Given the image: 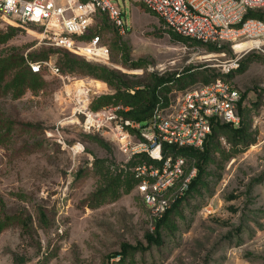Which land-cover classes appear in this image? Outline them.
Instances as JSON below:
<instances>
[{
  "label": "rangeland",
  "instance_id": "obj_1",
  "mask_svg": "<svg viewBox=\"0 0 264 264\" xmlns=\"http://www.w3.org/2000/svg\"><path fill=\"white\" fill-rule=\"evenodd\" d=\"M113 1L131 30L120 35L98 20L92 32L111 42V62L90 63L131 80H149L161 67L185 72V86L170 89L168 104L186 88L213 80L220 62L248 44L225 42L215 45L219 49L168 29L141 0ZM28 28L0 42V57L26 59L15 87L20 96L0 97V264H264V53L244 50L241 66L230 74L243 93L246 138L211 137L198 184L172 205L158 235L160 219H153L137 187L134 167L141 159L107 135L84 132L67 96L86 80L102 89L96 97L116 87L65 71L59 57L66 51ZM34 56L53 59L61 76L31 73ZM107 168L111 178L105 180ZM147 233L160 243H149Z\"/></svg>",
  "mask_w": 264,
  "mask_h": 264
},
{
  "label": "built area",
  "instance_id": "obj_2",
  "mask_svg": "<svg viewBox=\"0 0 264 264\" xmlns=\"http://www.w3.org/2000/svg\"><path fill=\"white\" fill-rule=\"evenodd\" d=\"M141 1L168 29L184 37L217 46L248 43L238 56L220 62L218 76L210 82L186 88L170 104L160 94L155 110L144 122L126 116L129 106L94 108V98L102 89L89 80L73 94L67 92L84 132L107 135L129 157L141 159L134 167L137 187L153 219L158 220L186 195L198 173L196 165L175 155L171 147L202 148L216 120L234 127L242 123L239 107L243 93L230 74L241 66L244 50L256 48L264 53V20L247 16L251 9L264 7V0ZM99 12L108 15L120 35L131 30L113 0H0V29L13 26L31 31L28 27L32 26L56 48L87 61L109 64L112 50L107 42L98 34L85 38ZM29 65L33 72L46 70L61 76V68L51 58L30 61ZM158 69L164 73L165 67ZM175 74L180 77L182 72ZM64 123L60 121L57 130Z\"/></svg>",
  "mask_w": 264,
  "mask_h": 264
},
{
  "label": "trees",
  "instance_id": "obj_3",
  "mask_svg": "<svg viewBox=\"0 0 264 264\" xmlns=\"http://www.w3.org/2000/svg\"><path fill=\"white\" fill-rule=\"evenodd\" d=\"M247 16L251 17H257L264 20V12L258 9H251ZM105 20L107 22V27L110 31L114 33H118L116 27L114 24L110 21L108 15L106 13L99 12L94 24L100 20ZM105 22V23H106ZM91 26L90 31L88 34L85 35L86 39H89L92 35L98 34L103 38V34L101 32L95 31L92 32L93 26ZM103 25H105L103 23ZM7 30V31H4ZM18 30L17 27L9 26L5 29H0V42L6 41L11 37L14 32ZM119 34V33H118ZM103 40L107 42L104 38ZM107 44L111 48V42H107ZM212 46L216 48L217 47L213 44ZM61 50L66 51V53H63L59 57V62H62L61 67L68 72H75L80 73L83 75H90L94 76L103 80H107L111 85L115 86L117 91L114 94L111 95H101L100 97L94 98L93 107L98 108L100 106H104V104L110 105H120L123 104L124 106H129V110L126 113V116L136 119L138 121L144 122L149 119V117L152 115L153 111L155 110L160 98V94L163 95L166 104H168L167 101V93L170 91V89H181L185 86V72L181 74L180 77H176L175 73H161V74H155L151 73V78L149 80L145 79H138V80H131L128 79L127 75L121 74L113 69L107 68L105 66L90 63L91 61H85L83 59H80L78 57L72 56L71 52L58 48ZM112 50V49H111ZM76 55V54H73ZM78 56V55H76ZM17 56L9 55L8 57H0V97L3 93L12 92L15 97H19L20 93L18 88L16 87L17 80L23 70L25 68L21 67V63L25 62V58L21 56V61L16 58ZM81 57V56H80ZM36 60H44L39 59V56H34V58L31 61ZM97 63V62H96ZM59 66V65H58ZM60 67V66H59ZM31 73L33 74H41L42 72H33L30 68ZM193 79V78H191ZM215 79V78H213ZM210 78H206L204 83L210 82ZM24 82V79H23ZM99 86L102 84L100 82H97ZM125 87V89H123ZM16 89V91H14ZM242 102V101H241ZM241 105V103H240ZM240 110V107H239ZM241 114V113H240ZM242 117V114H241ZM243 124V117H242V123L239 127H234L230 125L229 123L222 122L220 120H216L214 122L213 131L209 135L207 141L205 142L204 146L202 148H193V147H183V148H176L171 147L173 149V152L175 155H183L190 159L191 157H199V160H201L200 163L196 164L198 168L197 176L192 180L190 184V189L194 188L198 184V180L200 179L201 171L203 170V162L207 159V154L212 150L213 144L211 146L209 145L211 137L214 139L217 136H220L221 134H228V135H238L237 138L244 139L246 138V129L242 127ZM98 140V138H96ZM101 139V138H100ZM99 139V140H100ZM209 141V142H208ZM101 176L108 180L111 178L110 170L107 168L102 173ZM138 183V180H137ZM174 205V204H173ZM174 208V206L172 207ZM172 208H170L165 215L158 220L156 224V233L159 235L160 226L162 223L168 218L170 212L172 211ZM43 214V213H42ZM147 241L149 243H160V237L158 238L153 233H147L146 235ZM136 247V246H135Z\"/></svg>",
  "mask_w": 264,
  "mask_h": 264
},
{
  "label": "bare ground",
  "instance_id": "obj_4",
  "mask_svg": "<svg viewBox=\"0 0 264 264\" xmlns=\"http://www.w3.org/2000/svg\"><path fill=\"white\" fill-rule=\"evenodd\" d=\"M244 44V43H243ZM240 45V44H239ZM237 47V46H236Z\"/></svg>",
  "mask_w": 264,
  "mask_h": 264
}]
</instances>
